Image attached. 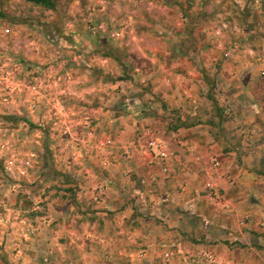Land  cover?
Returning <instances> with one entry per match:
<instances>
[{"label": "rangeland", "instance_id": "obj_1", "mask_svg": "<svg viewBox=\"0 0 264 264\" xmlns=\"http://www.w3.org/2000/svg\"><path fill=\"white\" fill-rule=\"evenodd\" d=\"M54 2L0 0V264H88L86 255L99 250L92 240L102 232L101 209L70 210L85 205L83 188L93 184L87 162L100 156L84 124L107 115L115 132L123 109L137 103L153 117L152 100L162 129L185 126L177 118L181 98L193 96L185 95L183 60L202 73L204 88L190 105L201 102L207 118L197 123H216L225 48L251 49L264 62V0ZM157 87L163 92L154 93ZM172 93L181 102L170 101ZM30 152L37 154L33 168L24 182L15 179L5 160L19 163ZM71 221L82 225L77 238Z\"/></svg>", "mask_w": 264, "mask_h": 264}, {"label": "crops", "instance_id": "obj_2", "mask_svg": "<svg viewBox=\"0 0 264 264\" xmlns=\"http://www.w3.org/2000/svg\"><path fill=\"white\" fill-rule=\"evenodd\" d=\"M236 48H225L223 54L229 57L220 56L218 62L215 82L221 89L213 94L219 112L216 123H197L207 118L201 102L196 110L190 105L199 97L197 90L204 88L202 73L189 61H182L188 73L184 75L185 95L193 98L184 96L181 102L179 94L168 97L181 102L183 109L177 118L186 122L174 136L162 129L171 138L174 154L169 174L162 173L157 164H149L143 146L134 143L138 129L152 121L143 108L137 103L118 116L115 129L123 127L126 133L118 137V147L110 155L112 164L102 167L99 158L97 164L87 162L86 178L92 185H107L104 196L98 202L90 200L92 185L88 184L79 199L85 205L70 207L101 209L102 232L92 240L99 250L86 255L88 264H264V78L258 76L264 62L257 61L249 53L254 52L251 49L234 52ZM217 50L211 48L210 54L215 56ZM153 92L163 91L157 87ZM228 101L232 114L226 120L221 107ZM103 117L91 120L96 131L115 136L116 130L109 133L107 115ZM253 129L257 131L252 134ZM134 144V154L124 160L123 146ZM211 157L222 161L211 175L221 195L217 202L206 197L200 173ZM109 212H114V218ZM72 222L71 231L77 238L82 225ZM170 250L172 255L164 256Z\"/></svg>", "mask_w": 264, "mask_h": 264}, {"label": "built area", "instance_id": "obj_3", "mask_svg": "<svg viewBox=\"0 0 264 264\" xmlns=\"http://www.w3.org/2000/svg\"><path fill=\"white\" fill-rule=\"evenodd\" d=\"M135 71L138 72L139 68L136 67ZM36 87L33 85L32 89L34 90ZM190 96V95H189ZM147 111L153 117L152 121L147 122L146 125H143L140 129H138L136 134V139L134 143H139L143 146L145 153H147L149 158V164H157L164 174H169L171 171V164L174 159V154L171 151L170 147V139L163 135V131L159 120L154 118L156 113H159V109L156 106V103L152 100L147 102ZM232 111V105L230 101H228L225 106H223V114L230 115ZM85 122V120H84ZM93 122L88 121L87 125H83V127L90 128L88 135H92L94 143H96V148H99V160L102 167L110 166L111 159L108 157V154L113 151V148L116 149L118 147L119 138L122 135H125V129L123 127H119L116 130L115 136L106 135L102 139H98V132L96 131ZM172 132V136L175 135L174 130H170ZM177 131V130H176ZM257 130L253 129L251 133H255ZM90 138V137H89ZM98 139V140H96ZM91 142V140H88ZM123 154L122 157L124 160H129L135 152V144L133 146L125 145L123 146ZM76 152H72L74 156ZM37 154L35 152H30L26 158L20 160L19 163L12 157L5 160V167L13 174L12 176L15 179H20L21 181H25V176L28 170L33 168V164L35 161ZM76 158V157H75ZM222 166V161L219 158L211 157L209 158V162L202 166L200 169V173L204 179L203 181V189L208 200L217 202L221 199L219 187L211 180L212 173ZM12 177V178H13ZM15 186V184H13ZM107 189V185L104 183H97L89 189L90 200L94 202H98L102 199ZM39 208V207H38ZM264 227V224H262ZM264 232V229H263ZM172 255V250L166 252L164 256L169 257ZM142 256V253L140 254ZM208 258H211L210 254L207 255Z\"/></svg>", "mask_w": 264, "mask_h": 264}, {"label": "trees", "instance_id": "obj_4", "mask_svg": "<svg viewBox=\"0 0 264 264\" xmlns=\"http://www.w3.org/2000/svg\"><path fill=\"white\" fill-rule=\"evenodd\" d=\"M34 4L44 6L46 8H54L55 2L54 0H28ZM171 130H178V127H170Z\"/></svg>", "mask_w": 264, "mask_h": 264}]
</instances>
